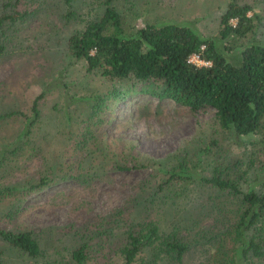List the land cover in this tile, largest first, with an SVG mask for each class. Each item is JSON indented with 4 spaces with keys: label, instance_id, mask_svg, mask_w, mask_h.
I'll return each mask as SVG.
<instances>
[{
    "label": "trees",
    "instance_id": "trees-1",
    "mask_svg": "<svg viewBox=\"0 0 264 264\" xmlns=\"http://www.w3.org/2000/svg\"><path fill=\"white\" fill-rule=\"evenodd\" d=\"M78 1L84 0H61L57 5L64 9L63 20L77 18L85 23L64 42L65 69L84 63V75L109 82L110 87L77 98L69 93V85L62 87L57 80L62 97H70L76 104L62 116L61 124L68 129L67 143L60 141L64 145L57 156L46 147L59 136L44 128L40 109L48 89L42 90L28 114L19 110L0 114V120L15 118L22 125L14 144L0 151V178L9 175V163L20 157L31 160L44 152L39 157L43 170L16 184L0 185V201L8 200L7 216L15 219L29 194L61 181L88 184L109 171L149 169L153 174L139 185L125 207L70 236L68 261L58 257L56 262L52 257L48 260L42 242L47 239L41 240L31 230L0 229V241L32 261L44 258L45 264H91L106 245L121 264H146V260L140 262V255L156 248L181 261L190 243L181 241L180 236L187 233L195 245L202 241L212 246V264L264 260V160H257L258 155L264 157V42L257 37L260 20L252 7L231 2L222 16L219 36L212 38L189 24H148L129 32L115 0H104L102 12L83 20L75 12ZM5 19L16 23L26 17L2 18L0 25ZM194 56L204 64L191 62ZM138 88L144 95L172 101L192 112L213 109L221 136L245 151L251 147V153L229 159L222 155L221 142L213 140L196 146L194 159L156 160L139 156L135 143L127 141L119 155L98 128L105 123L106 113L114 112ZM81 108L84 111L78 113ZM38 125L41 128L37 129ZM39 136H43L40 143ZM253 137L258 140H246ZM68 153H73L72 159L67 158ZM191 155L187 153V157ZM190 191L195 195L189 200L191 206L179 207L178 201ZM198 211L210 216L214 224L194 234Z\"/></svg>",
    "mask_w": 264,
    "mask_h": 264
},
{
    "label": "rangeland",
    "instance_id": "rangeland-1",
    "mask_svg": "<svg viewBox=\"0 0 264 264\" xmlns=\"http://www.w3.org/2000/svg\"><path fill=\"white\" fill-rule=\"evenodd\" d=\"M231 2L252 7L253 13L260 20L257 37L264 42V0H115L114 5L122 14L125 28L129 32L142 29L148 24L175 23L189 24L205 37L214 38L219 36L222 16ZM59 3L61 4V0H0V20L15 15L19 18L21 14L26 17L25 21L17 20L16 23L5 19V23L0 25V114L14 110L28 114L34 100L42 90L48 89V95L40 102V109L44 128L56 138L59 136L46 147L54 156L67 143L68 129L61 124L64 111L74 110L76 106L74 99L62 97L57 80L62 87L64 83L69 85V93L77 98L95 91L103 93L110 87L109 82L84 75V63H75L70 70L65 69L64 42L72 32L84 28L85 23H80L77 18L69 22L63 20L64 9L62 5L57 7ZM103 8L104 0H84L76 3L75 12L83 20H91ZM36 13L38 14L32 17ZM139 89L121 102L113 114L107 112L105 123L98 128V132L104 134L110 143H114L112 148L119 155L125 150L127 141L135 143V152L139 156L156 160L176 156L194 159V148L206 146L213 140L221 142L225 150L222 155L229 159L235 160V157L244 153H251V147L245 151L221 136L213 109L192 112L172 101H161L144 95ZM83 111L82 108L77 110L78 113ZM58 127L59 131H56ZM39 128L40 125L37 129ZM21 129L22 125L15 118L0 120V151L14 144ZM41 140L43 136H39L37 142L40 143ZM62 140H66L64 144L60 143ZM246 140L255 142L258 139L253 137ZM187 153L192 155L187 157ZM43 154L44 152L39 157ZM71 154L73 155L68 153V159H72ZM39 157L31 160L20 157L9 163V175L0 178V185H12L36 176L44 168ZM257 160L263 161L264 157L258 155ZM63 169L66 170V164ZM152 174L149 169L109 171L107 176L88 184L74 179L61 181L44 191L29 194L22 202L21 213L15 219L7 216L8 200L0 201V229L16 232L31 230L41 240L42 237L47 239V242H42L46 248L44 255L48 260L52 257L56 262L58 257L61 261H68L72 250L67 243L70 236L86 231L88 223L99 221L114 210L125 207L136 196L139 185L151 178ZM190 198H195L194 191L182 196L178 206H191ZM196 214L198 221L194 234L214 224L210 216H205L201 211ZM190 237L193 238L187 233L180 236L181 241L190 243L189 250L181 261L156 248L145 250L140 255V262L212 264L215 254L212 246L209 243L205 245L202 241L200 243L203 245H195ZM78 243L77 240L74 244ZM94 261L91 264L122 262L108 245L102 248ZM0 264H45V260L32 261L0 241ZM251 264H264V260H256Z\"/></svg>",
    "mask_w": 264,
    "mask_h": 264
},
{
    "label": "built area",
    "instance_id": "built-area-1",
    "mask_svg": "<svg viewBox=\"0 0 264 264\" xmlns=\"http://www.w3.org/2000/svg\"><path fill=\"white\" fill-rule=\"evenodd\" d=\"M191 62L199 64V65H203L204 64L203 62H201L199 60V58L197 56L192 57Z\"/></svg>",
    "mask_w": 264,
    "mask_h": 264
}]
</instances>
